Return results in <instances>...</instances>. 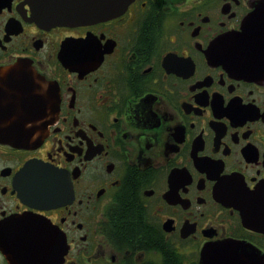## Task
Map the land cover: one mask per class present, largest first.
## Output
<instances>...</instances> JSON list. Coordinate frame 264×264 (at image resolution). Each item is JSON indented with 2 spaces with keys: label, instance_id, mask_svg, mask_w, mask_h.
I'll list each match as a JSON object with an SVG mask.
<instances>
[{
  "label": "flooded vegetation",
  "instance_id": "flooded-vegetation-1",
  "mask_svg": "<svg viewBox=\"0 0 264 264\" xmlns=\"http://www.w3.org/2000/svg\"><path fill=\"white\" fill-rule=\"evenodd\" d=\"M21 61L59 105L43 138L0 140V244L31 215L56 264H264V0L56 25L0 0L1 75ZM34 87L0 85L1 132L43 126Z\"/></svg>",
  "mask_w": 264,
  "mask_h": 264
},
{
  "label": "water",
  "instance_id": "water-1",
  "mask_svg": "<svg viewBox=\"0 0 264 264\" xmlns=\"http://www.w3.org/2000/svg\"><path fill=\"white\" fill-rule=\"evenodd\" d=\"M130 1L131 0H76V7L73 10H69L66 5L64 6V3L60 4L59 0H30L36 20H39L38 22L40 23L49 25L104 20L121 13L129 5ZM19 65L20 66H16V68L14 67L11 70L5 71L3 75H1L2 72H0V85L5 84L13 86L23 84L26 85V87H34L35 85H40L41 87L42 85L44 89L48 87L43 84V82L41 83L38 76H36L33 71H30L28 66L21 63ZM17 76L19 77L16 78ZM21 80H29L33 84H24L20 82ZM44 101L46 102L45 105L48 106L45 108L44 114L38 117L43 120L42 127L36 129L27 137H25L27 134L24 131H0V140L12 144L27 145V142L32 139L33 141H37L41 137L43 138L47 133L49 125L54 120L56 111H54V99L52 97L48 95ZM27 102L35 103L36 101L27 100ZM49 108L51 113L48 112ZM41 111H43V107H41ZM11 126L14 129V126ZM7 127H9V125H7ZM8 224L10 228L7 227L3 231L15 233L16 240L10 244H0V249L5 255H14L15 257L23 256L22 259L16 260L31 261L34 264L57 263V257H50L42 251V246H44L43 243H45L43 242L44 238L52 233V229L49 228L50 226H46L43 220L34 216L21 215L11 218Z\"/></svg>",
  "mask_w": 264,
  "mask_h": 264
},
{
  "label": "bare ground",
  "instance_id": "bare-ground-1",
  "mask_svg": "<svg viewBox=\"0 0 264 264\" xmlns=\"http://www.w3.org/2000/svg\"><path fill=\"white\" fill-rule=\"evenodd\" d=\"M20 82H21V83H24V84H27V83H31V84H33V83L30 82L29 80H26V82H25V80H21ZM35 86H36V85H35ZM38 104H40L41 107H44L45 104H46V102H45L44 100H40V101L38 102ZM41 107H39V108H41Z\"/></svg>",
  "mask_w": 264,
  "mask_h": 264
}]
</instances>
